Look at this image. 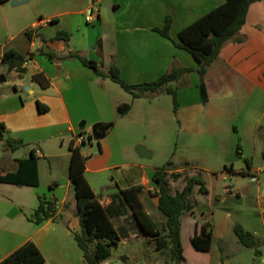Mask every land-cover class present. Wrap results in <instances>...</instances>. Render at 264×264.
Returning a JSON list of instances; mask_svg holds the SVG:
<instances>
[{
  "label": "crops",
  "instance_id": "1",
  "mask_svg": "<svg viewBox=\"0 0 264 264\" xmlns=\"http://www.w3.org/2000/svg\"><path fill=\"white\" fill-rule=\"evenodd\" d=\"M10 1L0 5V123H4L7 130L0 145L7 152H12L8 141H22L25 147L12 152L21 151V156L13 161V169H5L1 176L15 172L18 169L17 161L29 159L34 152L38 160L39 186L30 188L35 189L38 207L39 199L45 198L56 199L59 208L54 218L40 225L27 216L26 225L18 231L13 230L12 225L10 228L0 226V263L32 241L41 250L46 264H86L84 253L75 240V234L81 233V226L76 223L77 201L70 176V146L80 134L93 135L95 126L99 125L97 135L101 138L94 140L100 153L92 152L93 141L81 148L82 155L87 159L84 175L95 195L107 207L111 204V198L120 191L143 185L142 200L151 216L146 203L154 192L153 176L160 168L128 162V158L132 161L135 157L127 148L132 144L137 148L143 143L140 140L132 142L128 130L145 119H149L151 126L157 119H162L163 101L165 113L175 114L176 123L182 130L216 132L220 127L217 121L231 115L229 112L237 106L240 107L241 120L246 122L251 132L264 131V0L250 7L241 30L243 42L227 44L219 59L209 67L206 76L208 103L202 102L197 73L185 74L178 82V85H184V89L178 90L177 112L174 111L172 96L164 95V92L134 99L121 87L118 89L109 78L97 76L78 60L65 59L69 48L86 53L89 59L101 63L105 73L116 62L122 78L131 85L154 82L171 71L175 64L196 71L198 65L195 59L178 48L175 42H179L181 31L225 4L226 0H111L114 14L106 20H102V10L95 12L91 5L85 10L51 15L47 20L55 22L48 26L41 25V18L32 20L30 24L27 23L28 16H13V12L7 9ZM14 1L20 3L16 6L23 3L12 0L11 4ZM104 1L98 0L95 4ZM92 12V22L87 23L86 18L81 22L80 16ZM167 17L173 20L172 40L155 32L156 28L165 26ZM29 30V35H26ZM60 31L70 33L68 44L53 41ZM10 50L25 56L26 62L21 70L26 72L9 70L4 55ZM41 51L51 52L64 60H50ZM39 73L50 80V88L43 89L32 80ZM187 85L191 88L186 89ZM215 92L218 94H213ZM226 92L232 95H225L223 100H219L218 96ZM39 103L49 110L41 111ZM124 104L130 105V110L121 116L119 107ZM224 115L226 117H222ZM84 146L87 152L83 150ZM146 148L151 151L149 144H146ZM98 155L108 156L114 166H100L95 161ZM231 156H234V160H240L241 155L237 153ZM46 163L52 164L47 173L44 172ZM123 167L131 170L125 172ZM225 169L226 172L235 171L233 164L230 168L226 165ZM43 178L48 184L45 190L42 187ZM207 188L211 194V189ZM260 188L261 200L264 186ZM152 197L158 208V198ZM9 218L13 220L14 215ZM194 222L196 229L200 220ZM136 233L140 235L135 226H129L128 238L122 239L120 244L138 236ZM194 235L195 231L191 239ZM109 261L103 263L110 264Z\"/></svg>",
  "mask_w": 264,
  "mask_h": 264
},
{
  "label": "rangeland",
  "instance_id": "2",
  "mask_svg": "<svg viewBox=\"0 0 264 264\" xmlns=\"http://www.w3.org/2000/svg\"><path fill=\"white\" fill-rule=\"evenodd\" d=\"M11 1L7 6L8 11L13 12V16L16 14L28 16L27 23L30 22V24L32 20L39 18L47 20L51 15L64 11L85 10L91 5L95 12L102 10V20L114 14V7L110 5L111 0L97 4L95 2L98 0H21L23 3L19 6L11 4ZM88 14L80 16L81 22H84ZM95 14L97 16V13ZM173 85V87H179V90L184 89V85L178 86L176 83ZM115 86L121 89L118 85L115 84ZM190 88L191 86H186V89ZM225 95H232V93L226 92L219 95L218 99L223 100ZM239 108L234 107L229 112L231 115L227 117L224 115L222 117L226 118H220L217 121L220 127L216 132L199 129L188 131L182 130L176 123L175 114L172 116L169 112L165 113L167 111L163 101L162 119H157L152 126L149 119H145L140 121V124H133L135 126L128 130L132 142L140 140L143 142L141 145L145 147L149 144L150 152L154 154L151 159L141 158L136 152V146L132 144L133 147L130 146L127 149L135 158L134 161L128 158V162L137 163L139 166L147 165L151 168H162L172 163L169 168H176L174 169L176 173L181 175L177 181H172L171 189L174 194L182 190L194 176H201L212 191L211 194L204 195L197 187L190 197L194 209L192 212H187L183 218L182 242L189 258V262L184 264H264V198L261 200L259 198L260 187L264 186V131L251 132L246 122L241 120L242 114ZM92 146L93 153H100L95 140ZM239 147L243 155L240 153V160H234L231 155H236ZM83 150L87 152V147L84 146ZM20 156L21 151L7 152L6 148L0 145V175H3L7 168L13 169V161ZM95 161L105 168L114 166V162L108 156L98 155ZM247 161L251 164V168ZM232 164L235 171L226 172L225 166L230 168ZM51 166L52 164H44V172H49ZM123 170L127 172L131 168L123 167ZM58 173L61 175V170ZM47 185V180L43 178V190L48 189ZM97 192L100 191L97 190ZM154 201H156L155 198L149 196L146 205L151 210L158 228L163 231L166 217L158 212L157 202ZM37 207L38 198H36L35 189L0 184V226L10 228L12 225L13 230H20L26 225L27 216L31 218ZM12 214L13 220L9 218ZM77 218L76 215V223L79 224ZM199 220L201 223L212 225L213 228L212 254L209 263L205 259L190 256V239L195 231L194 221ZM123 221L130 223H123ZM113 222L123 240L128 238V228L131 225L136 227L140 235L136 233L138 236H134L114 249L110 264H174L169 251H158L156 242L140 232L137 223H133L130 213L114 218ZM237 224L255 234L258 242L256 249L242 246L234 233V227Z\"/></svg>",
  "mask_w": 264,
  "mask_h": 264
},
{
  "label": "trees",
  "instance_id": "3",
  "mask_svg": "<svg viewBox=\"0 0 264 264\" xmlns=\"http://www.w3.org/2000/svg\"><path fill=\"white\" fill-rule=\"evenodd\" d=\"M8 1L0 0V5ZM260 1L262 0H226L225 4L179 33V42H175V44L178 48L192 55L198 65L196 71L175 64L171 71L154 82L131 85L122 78L121 70L116 62L112 63L108 73H105L103 65L89 59L86 53L69 48L68 56L65 59L78 60L97 76L109 78L124 91L131 94L134 99L143 98L152 93L164 92L172 96L175 112L179 109V87H173L171 84H178L185 74L196 72L199 78V91L202 102L207 104L209 96L206 76L209 67L219 59L222 49L227 44L243 42L241 30L247 21L249 9L254 3ZM54 22L55 20H51V24ZM172 23V18L167 17L165 26L156 28L155 32L172 40ZM29 33L30 30L25 34L29 35ZM70 37V33L60 31L53 38V41L60 40L68 44ZM41 54L50 60H64V58L57 57L48 51H41ZM4 61L9 65L10 71L19 70L23 73L26 72L21 70V67L26 62L23 54L14 50L7 51L4 55ZM32 80L37 82L43 89L51 87L50 80L43 73L34 75ZM39 108L41 111L49 110L48 107L41 103H39ZM129 110L130 105H121L119 114L124 116ZM6 132L5 124L0 123V141ZM90 139L91 142L94 140L93 135L90 136ZM8 146L12 152H16L25 147V144L22 141H8ZM81 148L82 146L75 145V141L71 143L70 176L74 184L77 216L81 226V233L75 234V240L84 253L85 263L101 264L111 259L113 250L118 248L123 239L113 219L123 217L126 213H130L132 221L137 223L140 232L145 237L156 242L158 251H169L174 264L189 262L182 242V219L187 212H192L194 209L190 197L197 187H199L201 194H209L206 181L201 176H194L182 190H178L174 194L171 189L172 181H177L181 175L169 168L172 163H168L156 171L153 176L155 188L152 196L158 198V210L166 217L162 231L146 210L142 200V194L145 190L143 185L131 186L120 191L118 195L111 198V204L107 207L101 203L84 175L87 159L82 155ZM240 151L241 147L238 149V155H241ZM17 162L18 169L15 172L8 173L5 176L0 175V184L19 187L39 186L38 160L34 152L29 159L18 160ZM247 163L251 168L249 161ZM39 202V207L30 218L32 222L38 225L54 218L57 214L56 199L40 198ZM234 233L242 246L249 249L257 248L258 242L255 236L251 232L246 231L240 224L234 227ZM212 244V225L197 222L195 235L190 242V256L205 259L209 263L212 254ZM0 264H46V260L38 246L34 242L29 241Z\"/></svg>",
  "mask_w": 264,
  "mask_h": 264
},
{
  "label": "built area",
  "instance_id": "4",
  "mask_svg": "<svg viewBox=\"0 0 264 264\" xmlns=\"http://www.w3.org/2000/svg\"><path fill=\"white\" fill-rule=\"evenodd\" d=\"M93 17H94V13L93 12L91 14H88L87 17H86L87 23L92 22ZM50 24H51V20H42L41 21V25L42 26H48ZM90 136L91 135H86V134L78 135L75 138V140H74L75 141V145L76 146H83V145H86V144H90L91 143ZM58 208H59L58 205H56V209H58Z\"/></svg>",
  "mask_w": 264,
  "mask_h": 264
},
{
  "label": "water",
  "instance_id": "5",
  "mask_svg": "<svg viewBox=\"0 0 264 264\" xmlns=\"http://www.w3.org/2000/svg\"><path fill=\"white\" fill-rule=\"evenodd\" d=\"M17 4H20V3H17V2H14V5H17ZM99 125L95 126L94 127V130H93V137L94 139L96 140H99L101 137L99 135H97V129H98ZM136 152L138 153V155L141 157V158H147V159H151L153 157V153L150 152L145 146L143 145H139L137 148H136ZM232 159L234 158V156H231ZM239 159V158H237ZM263 198H264V192H263Z\"/></svg>",
  "mask_w": 264,
  "mask_h": 264
}]
</instances>
